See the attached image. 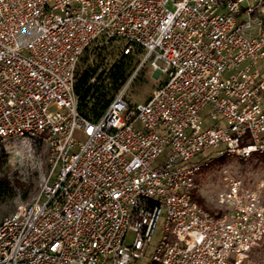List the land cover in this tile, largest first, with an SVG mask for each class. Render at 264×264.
<instances>
[{
  "label": "built area",
  "instance_id": "2783aa9c",
  "mask_svg": "<svg viewBox=\"0 0 264 264\" xmlns=\"http://www.w3.org/2000/svg\"><path fill=\"white\" fill-rule=\"evenodd\" d=\"M98 37L142 54L94 121L74 81ZM146 64L165 80L133 102ZM18 136L47 143L49 171L0 221V264H245L264 181L223 177L215 211L191 190L214 160L264 153V0H0V143Z\"/></svg>",
  "mask_w": 264,
  "mask_h": 264
},
{
  "label": "rangeland",
  "instance_id": "374dc122",
  "mask_svg": "<svg viewBox=\"0 0 264 264\" xmlns=\"http://www.w3.org/2000/svg\"><path fill=\"white\" fill-rule=\"evenodd\" d=\"M106 40L103 37H98L89 45V48L97 44H108ZM110 46L121 50L123 41L112 40ZM141 54L134 57L135 63L137 60L139 62ZM158 64L164 66L162 61H158ZM164 80V73L154 70L146 64L139 70L129 85L126 93L127 98L133 102H142ZM208 110L207 107L202 111L204 117ZM206 118L204 127L215 126ZM223 124L224 122L221 120L217 126ZM211 151L212 156L217 154L215 149H211ZM48 153V145L41 138L18 136L0 143V178L6 184V194L0 198V221L14 212L19 205L32 201L37 195L41 184L48 175ZM225 176L239 177L245 185L254 188L258 181H264V153L254 155L247 160L234 157L218 158L202 169L198 175L195 188L199 195L203 197L207 208L211 210L218 209L216 196L225 188V181L223 180ZM261 199L264 203V188L261 191ZM160 235L159 223L147 247L146 259L151 257ZM245 264H264V243L251 250Z\"/></svg>",
  "mask_w": 264,
  "mask_h": 264
},
{
  "label": "trees",
  "instance_id": "16d2710c",
  "mask_svg": "<svg viewBox=\"0 0 264 264\" xmlns=\"http://www.w3.org/2000/svg\"><path fill=\"white\" fill-rule=\"evenodd\" d=\"M108 44H97L85 49L79 59L75 71L74 93L77 99L78 111L90 120H97L105 111L110 101L126 83L134 70L135 56L142 49L134 47L133 51L125 54L122 49ZM192 196L206 210L214 211L205 205V201L194 188ZM6 194V184L0 178V198Z\"/></svg>",
  "mask_w": 264,
  "mask_h": 264
}]
</instances>
